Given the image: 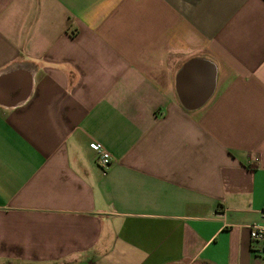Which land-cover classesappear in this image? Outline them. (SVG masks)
Segmentation results:
<instances>
[{
  "label": "crops",
  "instance_id": "obj_1",
  "mask_svg": "<svg viewBox=\"0 0 264 264\" xmlns=\"http://www.w3.org/2000/svg\"><path fill=\"white\" fill-rule=\"evenodd\" d=\"M252 225L264 0H0V264H264Z\"/></svg>",
  "mask_w": 264,
  "mask_h": 264
},
{
  "label": "built area",
  "instance_id": "obj_2",
  "mask_svg": "<svg viewBox=\"0 0 264 264\" xmlns=\"http://www.w3.org/2000/svg\"><path fill=\"white\" fill-rule=\"evenodd\" d=\"M90 145V144H89ZM90 150H92L97 155V164L100 168L102 175L107 173V170L111 164V158L109 153L102 147V144L92 142L89 146ZM256 161L258 159H255ZM249 238L252 246V250L260 254L261 249L257 246L259 244H264V225H252L249 227Z\"/></svg>",
  "mask_w": 264,
  "mask_h": 264
}]
</instances>
